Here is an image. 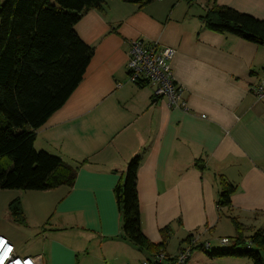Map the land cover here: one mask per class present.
Masks as SVG:
<instances>
[{"label":"crops","instance_id":"1","mask_svg":"<svg viewBox=\"0 0 264 264\" xmlns=\"http://www.w3.org/2000/svg\"><path fill=\"white\" fill-rule=\"evenodd\" d=\"M212 4L264 20V0ZM209 8V0L144 7L108 0L104 10L83 14L75 30L94 55L35 141L36 150L76 168V182L48 191L0 190V236L19 256L49 264L46 252L31 249L38 242L51 264H75L80 251L57 240L58 233L75 236L73 246L98 250L102 264H141L154 255L127 240L115 195L130 162L141 157L138 202L150 243L170 255L190 248L189 264L243 263L212 259L208 251L223 248L222 238L264 233V98L252 91L264 79V46L207 28L202 17ZM139 38L176 50L171 68L187 111L128 82L129 42ZM228 185L235 188L230 207L219 209ZM13 202L21 203L24 224L11 216Z\"/></svg>","mask_w":264,"mask_h":264},{"label":"trees","instance_id":"2","mask_svg":"<svg viewBox=\"0 0 264 264\" xmlns=\"http://www.w3.org/2000/svg\"><path fill=\"white\" fill-rule=\"evenodd\" d=\"M147 6L156 0H121ZM202 21L206 27L264 46V20L212 4ZM108 0H3L0 6V190L48 191L72 187L77 169L58 156L35 149L36 131L60 109L82 81L94 55L75 30L83 14L104 10ZM141 157L134 158L116 190L122 227L128 241L144 250L165 252L142 232L138 202ZM234 186H225L218 207H230ZM9 212L24 224L21 203ZM238 228V226H236ZM166 231H164L165 233ZM167 234V232L165 233ZM237 238L229 249L208 251L212 259L249 258L264 264V233L250 241ZM257 250H236L239 245ZM153 256V255H152Z\"/></svg>","mask_w":264,"mask_h":264},{"label":"built area","instance_id":"3","mask_svg":"<svg viewBox=\"0 0 264 264\" xmlns=\"http://www.w3.org/2000/svg\"><path fill=\"white\" fill-rule=\"evenodd\" d=\"M176 50L151 42L145 38L129 42L127 73L128 82L140 88H151L156 99L167 100L171 107H180L187 111L185 90L176 82L171 62ZM253 93L257 98H264V79L253 86ZM220 241L224 246H231L229 238ZM195 238L192 242L195 246ZM208 246V248L206 247ZM203 248L210 250V244H203ZM189 249H182L176 255L165 252L157 253L142 261L141 264H188L191 254ZM41 258L23 257L16 252L15 245L5 236H0V264H40Z\"/></svg>","mask_w":264,"mask_h":264},{"label":"rangeland","instance_id":"4","mask_svg":"<svg viewBox=\"0 0 264 264\" xmlns=\"http://www.w3.org/2000/svg\"><path fill=\"white\" fill-rule=\"evenodd\" d=\"M3 3V0H0V6H1V4ZM139 39H141V38H139ZM138 40V39H137ZM133 41H135V40H133ZM149 41V40H148ZM151 42H154V41H151ZM159 43V42H158ZM160 44V43H159ZM161 45V44H160ZM163 46V45H162ZM166 47V46H165ZM175 56V55H174ZM173 59H174V57H173ZM172 63V62H171ZM61 233H58L57 235H55V238L57 239V240H59V241H62V243H64L65 245H67L68 247H75L76 249H78V251H80V252H76V253H74V261H75V264H82V262L85 260V259H87V261L84 263V264H102V263H104L103 261L101 262L100 260H98V259H100V257H103L102 255H101V253L98 251V250H96V251H94L93 250V248L91 247V248H87V246L86 245H77V246H73L71 243H73L74 241H75V236H70V235H60ZM251 233H249L248 235H250ZM252 235H254V234H252ZM252 236L250 235L247 239H246V241H250V238H251ZM233 242H235V235L234 236H232V238H230ZM189 240H191V238H189L188 239V241ZM220 241H223V239H220ZM251 242V241H250ZM221 246L223 247L224 245L223 244H221ZM232 246V245H231ZM207 248H208V246H206ZM228 247H230V245H228L227 247L226 246H224L223 248H221V250H224V249H229ZM201 248L202 249H204L206 252H207V250L205 249V248H203L202 246H201ZM210 248H211V245H210ZM31 249H33V250H35V251H38V253H43V252H46L47 253V255L45 256V260H46V263H49V264H51V259H50V256H49V254H48V252H47V248L46 247H44L43 246V244L42 243H36V244H33L32 245V247H31ZM236 250H239V251H242V250H247V249H251V250H257V248H256V246L254 245V244H252L251 243V248H248L247 246H244V245H239V246H237L236 248H235ZM181 252V250L180 251H178V253H180ZM195 253L192 255L193 256V258L195 259L196 257H198L199 256V253H197L198 251H194ZM177 253V254H178ZM189 253L190 254H192L193 253V251L192 250H190L189 251ZM96 256H98V258H94V257H96ZM229 258H231V257H229ZM239 259H241L242 261H240V262H243V263H241V264H252V261L249 259V258H246V257H244V258H239ZM189 262H190V260H189ZM189 262H188V264H189Z\"/></svg>","mask_w":264,"mask_h":264}]
</instances>
